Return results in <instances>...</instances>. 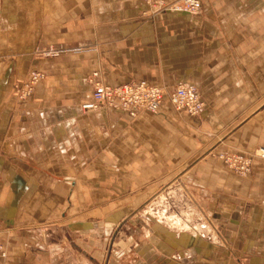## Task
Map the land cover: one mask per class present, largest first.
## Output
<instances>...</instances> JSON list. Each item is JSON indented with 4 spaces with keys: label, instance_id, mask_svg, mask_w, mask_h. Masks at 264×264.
I'll return each mask as SVG.
<instances>
[{
    "label": "crops",
    "instance_id": "obj_1",
    "mask_svg": "<svg viewBox=\"0 0 264 264\" xmlns=\"http://www.w3.org/2000/svg\"><path fill=\"white\" fill-rule=\"evenodd\" d=\"M199 1L0 0V264H104L103 237L164 186L162 241L114 264H264V160L239 179L218 158L264 149V0ZM134 80L192 84L203 110L81 108L95 82Z\"/></svg>",
    "mask_w": 264,
    "mask_h": 264
},
{
    "label": "built area",
    "instance_id": "obj_2",
    "mask_svg": "<svg viewBox=\"0 0 264 264\" xmlns=\"http://www.w3.org/2000/svg\"><path fill=\"white\" fill-rule=\"evenodd\" d=\"M145 10L143 16L153 17L171 13L197 14L201 9L199 0H143ZM60 51L49 48L42 55L56 56ZM44 78L40 72L28 74L17 90L19 100H26L32 94L35 85ZM165 99L177 111H184L192 117H198L203 110L204 103L199 90L192 84H181L167 92L164 87L154 86L144 80H134L117 86L104 85L95 82L93 86L92 101L83 104V110L92 111L100 106L116 108L135 118L142 112L158 114ZM225 168L239 178L249 176L253 168V158L264 160V149L257 150L253 155L219 154ZM4 255V253H2Z\"/></svg>",
    "mask_w": 264,
    "mask_h": 264
},
{
    "label": "rangeland",
    "instance_id": "obj_3",
    "mask_svg": "<svg viewBox=\"0 0 264 264\" xmlns=\"http://www.w3.org/2000/svg\"><path fill=\"white\" fill-rule=\"evenodd\" d=\"M56 50L60 51L58 54H61L66 51L63 49H56ZM42 53H41L42 57L51 58V57L43 56ZM31 72H35V71H31ZM239 179H244V178H239ZM154 199L155 200L158 199V200L155 201ZM202 209L203 212L206 211V209L204 208ZM172 210L174 211L175 214L180 211L181 212L183 211L182 208L181 209L170 208L171 213L173 212ZM203 212L202 214H204ZM162 231H165V186L163 189L157 190L154 193L149 194L146 198L143 199V201H141V203L137 207L133 208L130 214H127L117 224V226L112 228V230L103 237L105 239V242L103 244L101 243L102 238L99 239L101 245H103L102 246L103 250L105 251L104 264H114L113 263L114 258L112 252L117 248H119V246L149 247L151 245L153 246L154 243L158 240L162 241L160 239L161 236L160 232ZM147 233L149 234L150 237L154 236L159 238L147 239L146 237ZM125 260L126 259L123 260V263L125 262ZM99 264H103L102 261Z\"/></svg>",
    "mask_w": 264,
    "mask_h": 264
},
{
    "label": "bare ground",
    "instance_id": "obj_4",
    "mask_svg": "<svg viewBox=\"0 0 264 264\" xmlns=\"http://www.w3.org/2000/svg\"><path fill=\"white\" fill-rule=\"evenodd\" d=\"M183 14H185V13H183ZM149 211H150V210H149ZM155 211H156V210H155ZM158 212H159V211H158ZM156 214H157V212H156ZM150 215H151V213H150ZM160 217H161V216H160ZM158 218H159V217H158ZM174 222L177 223L176 220H175ZM175 223H174V224H175ZM172 224H173V223H172ZM179 226H180V225H179Z\"/></svg>",
    "mask_w": 264,
    "mask_h": 264
}]
</instances>
